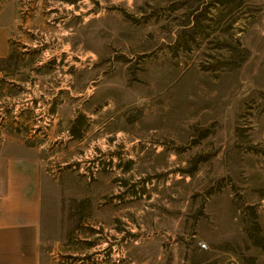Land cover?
I'll return each instance as SVG.
<instances>
[{
    "label": "rangeland",
    "instance_id": "obj_1",
    "mask_svg": "<svg viewBox=\"0 0 264 264\" xmlns=\"http://www.w3.org/2000/svg\"><path fill=\"white\" fill-rule=\"evenodd\" d=\"M1 10L0 143L41 160L46 264H264V0Z\"/></svg>",
    "mask_w": 264,
    "mask_h": 264
},
{
    "label": "crops",
    "instance_id": "obj_2",
    "mask_svg": "<svg viewBox=\"0 0 264 264\" xmlns=\"http://www.w3.org/2000/svg\"><path fill=\"white\" fill-rule=\"evenodd\" d=\"M12 16L0 11V60L10 54ZM42 164L32 148L0 143V264H46L41 225Z\"/></svg>",
    "mask_w": 264,
    "mask_h": 264
},
{
    "label": "trees",
    "instance_id": "obj_3",
    "mask_svg": "<svg viewBox=\"0 0 264 264\" xmlns=\"http://www.w3.org/2000/svg\"><path fill=\"white\" fill-rule=\"evenodd\" d=\"M216 1H224V2H226V3H228L230 0H216ZM241 0H238V2H240ZM220 11H218V17H220ZM195 22V21H194ZM198 23V20L196 19V24ZM180 37H181V35H177V40L179 41L180 40ZM222 38H224L225 39V36H223ZM240 53H241V55H242V52L243 51H245L243 48H240ZM235 53V51H233V50H231L230 51V54H228L230 57L229 58H227V60H223V61H221L222 62V64H221V66L222 67H225L226 69H230V68H232V67H234V66H237L241 61H242V57L243 56H241L239 59L237 58V54H234ZM244 53V52H243ZM226 57V56H225ZM210 63V62H209Z\"/></svg>",
    "mask_w": 264,
    "mask_h": 264
},
{
    "label": "built area",
    "instance_id": "obj_4",
    "mask_svg": "<svg viewBox=\"0 0 264 264\" xmlns=\"http://www.w3.org/2000/svg\"><path fill=\"white\" fill-rule=\"evenodd\" d=\"M199 243H200L201 246L206 247V243L205 242L199 241Z\"/></svg>",
    "mask_w": 264,
    "mask_h": 264
}]
</instances>
